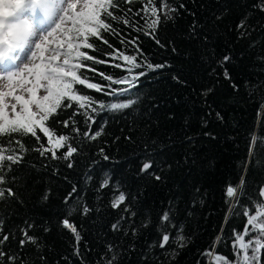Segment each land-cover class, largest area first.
<instances>
[{"label":"trees","instance_id":"16d2710c","mask_svg":"<svg viewBox=\"0 0 264 264\" xmlns=\"http://www.w3.org/2000/svg\"><path fill=\"white\" fill-rule=\"evenodd\" d=\"M169 3L185 8L173 13L171 20L161 17L154 33L159 45L148 35L111 20L108 22L117 34L101 33L108 45L90 38L96 51H87L106 62H88L96 73L86 75L102 86L111 83L113 88L129 91L119 100L94 90L83 94L105 102L132 99L136 103L120 112L93 114L96 123L92 131L104 126L96 141L71 132L72 120L81 133L87 130L86 117L74 116L73 109L60 111L56 118L69 120L68 128L50 120L48 125L57 134L69 135L72 146L78 148L71 168L64 160L40 156L32 150L39 147L37 142L30 136L23 138L27 152L22 153L19 165H13L9 183L4 185L12 187L16 196L0 200L3 234L10 237L2 248L19 257L17 264H45L41 256L46 264H104L102 257L111 256L107 253L109 244L119 256L117 264H209L203 253L213 247L218 236L221 240L215 251L232 257V230L241 231L245 218L243 209L226 198V188L243 180L240 204L249 207L264 188V144L260 143L264 140V11L257 7L264 0ZM141 7V0L120 4L123 12L132 9L127 18L137 21L136 27L145 23L133 15ZM242 20L245 27L239 29ZM137 37L143 53L137 56L139 62L167 66L151 70L144 64L133 74H145L131 86L104 80L99 73L113 80L129 75L125 62L118 57L110 59L105 53L114 48L136 55L128 42ZM225 56L230 57L228 62H223ZM225 70L230 79L225 78ZM101 148L108 160L100 154ZM146 160L153 161L149 173L140 170ZM157 175L160 180L154 178ZM105 178L110 183L101 188ZM120 191L136 213L121 221L127 235L123 230H112L121 216L128 215L124 205L111 206ZM70 193L73 198L65 204ZM85 204L91 211L82 215L80 207ZM70 208L75 209L70 219L82 237L79 257L73 253V235L61 225ZM165 211H170L172 224L183 229L187 244L182 249L171 240L164 249L158 247L159 218ZM144 223L148 226L142 227ZM29 224L33 227L28 234L38 238L40 247L20 246L21 230ZM133 225L138 229L136 235L131 233ZM164 230L176 234L174 228Z\"/></svg>","mask_w":264,"mask_h":264},{"label":"snow or ice","instance_id":"6c2138e0","mask_svg":"<svg viewBox=\"0 0 264 264\" xmlns=\"http://www.w3.org/2000/svg\"><path fill=\"white\" fill-rule=\"evenodd\" d=\"M133 2L134 0H0V200L16 196L12 187H4V185L9 183L8 174L12 172L13 165H19L24 158L22 153L27 152L22 143L24 137L30 136L37 142L39 147L32 150L38 152L40 156L53 161L64 160L67 162V167L73 166L71 158L74 154H78V148L72 146L69 135L57 134L48 125L50 120H55L63 128L69 127V120L56 119L60 111L73 109L74 116H85L87 130L81 133L76 121L72 120L71 132L82 135L87 140L96 141L103 135L104 126L102 124L92 131L91 126L96 123L93 114L105 110L120 112L136 103L132 99L105 102L83 94L87 90H94L96 93L119 100L129 91L128 88H113L111 83L102 86L92 82V78L86 75L89 71L96 73V69L88 62L95 64L106 62L90 55L87 50L96 51L94 44L89 42L90 38H96L108 45V40L101 34L102 31L117 34L113 24L108 20L134 28L138 33L151 37L159 45L160 41L156 39L154 33L161 23V17L171 20L174 18L173 13L185 8L183 4L177 8L170 4L169 0H141L142 7L133 15L141 17L145 23L143 27H136L137 21L127 18V13L132 12V9L123 12L120 8L121 3L129 5ZM257 7L260 11H264V3L258 4ZM117 12L123 14L117 15ZM237 27L244 29L245 21L242 20ZM243 34L241 32V36ZM137 39L138 37L128 42L133 46L136 55H127L114 48L112 52L105 53L110 59L118 57L125 62L123 66L129 75L113 80L112 76L99 73L104 80L117 85L131 86L138 76L145 74L144 72L133 74L135 69L143 67L144 64L151 70L167 66L153 65L146 60L144 63L139 62L137 56H142L143 53L137 44ZM121 43L125 41L121 40ZM229 60L230 57L225 56L223 62ZM114 66L122 67L121 64ZM82 69L84 73H81ZM225 78L230 79L226 70ZM41 90L43 95L39 94ZM217 116L219 118V114ZM41 136L44 137L43 141ZM260 143L264 144V140ZM100 154L103 159H109L104 155L103 148L100 149ZM152 168L153 161L146 160L140 170L149 173ZM154 178L161 179L158 175ZM11 180L15 181V177H11ZM109 183L110 179L105 178L100 187H108ZM72 191L76 192L75 187ZM243 196V180L236 186L226 188V198L243 209L245 223L241 231L232 230V257L229 258L215 251V244L221 240L218 236L213 247L203 253L209 264H261V256L264 254V188L260 189L259 199L251 202L250 207L240 204ZM72 198L70 193L65 197V204H68ZM127 199L125 193L120 191L111 201L113 208L124 205L123 211L128 214L127 217L121 216L120 220L112 225L113 231H122L121 221L136 215L125 203ZM73 211L75 209H69L61 225L73 235L75 241L73 253L79 257L82 237L77 226L70 219ZM90 211L86 204L80 207L82 215H87ZM159 220L162 228L158 247L164 249L169 245L170 240L177 248L185 247L187 238L183 234L182 227L177 228L172 224L170 211L163 212ZM147 226V223L142 224V227ZM32 227L33 225L29 224L27 228L21 230L23 236L19 241L21 247L25 244L40 247L38 238L28 234V229ZM167 227L176 229L175 236L164 230ZM123 231L125 235L128 234L127 230ZM137 231L138 229L133 225L132 235H136ZM9 238L8 234H3L2 222H0V264H17L19 260L18 256L3 251L2 246ZM106 247L107 253H111V256L106 254V257H102L104 264H117L119 256L114 246L109 244ZM40 259L46 264L45 257L41 256ZM21 264L25 262L21 261Z\"/></svg>","mask_w":264,"mask_h":264},{"label":"rangeland","instance_id":"374dc122","mask_svg":"<svg viewBox=\"0 0 264 264\" xmlns=\"http://www.w3.org/2000/svg\"><path fill=\"white\" fill-rule=\"evenodd\" d=\"M39 94L43 95V94H44V93H43V90H41V92H40Z\"/></svg>","mask_w":264,"mask_h":264}]
</instances>
